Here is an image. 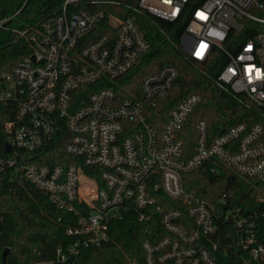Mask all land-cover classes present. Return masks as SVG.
Listing matches in <instances>:
<instances>
[{
    "label": "built area",
    "instance_id": "1",
    "mask_svg": "<svg viewBox=\"0 0 264 264\" xmlns=\"http://www.w3.org/2000/svg\"><path fill=\"white\" fill-rule=\"evenodd\" d=\"M105 6L118 8L107 14ZM23 7L0 17L12 41L24 38L31 46L0 74V108L13 111L0 127V174L26 176L75 214L66 231L73 241L57 249L58 261L107 242L111 222L133 209L148 235L142 256L123 264H264L258 222L264 200L245 206L224 192L211 201L184 180L207 164L212 172L219 165L264 183V125L239 122L210 138L207 119L199 118L191 129L198 93L161 107L178 77L174 66L144 76L138 86L126 83L151 46L142 17L158 18L153 22L161 30L188 21L180 46L173 44L198 61L221 50L228 62L217 81L246 94L264 115V15L258 13L264 2L64 0L52 19L21 27ZM245 19L260 23V31L229 47L230 32ZM59 132L76 161L41 162Z\"/></svg>",
    "mask_w": 264,
    "mask_h": 264
},
{
    "label": "trees",
    "instance_id": "2",
    "mask_svg": "<svg viewBox=\"0 0 264 264\" xmlns=\"http://www.w3.org/2000/svg\"><path fill=\"white\" fill-rule=\"evenodd\" d=\"M63 2L64 0H0V17L11 14L24 5L17 23L21 27L34 22L41 25L59 13ZM117 8L105 6L107 14L115 13ZM258 13L264 15V9ZM153 21L159 20L142 17L141 27L151 46L141 63L132 71V80L126 82L128 85L138 86L144 76L164 66H174L178 70V77L168 96L162 100L161 107L166 110L184 96L198 93L201 102L190 117L191 129L199 118L207 119L210 138L239 122L264 125L263 109L260 106L246 94L235 92L229 85L217 81L218 73L228 62L221 50H215L205 61L188 58L173 44L174 42L180 46L188 21H176L173 26H164L163 30ZM243 22L241 30L230 32V38L226 41L229 47L233 48V41H244L261 29L260 23L256 21L245 19ZM13 38L9 30L0 29V74L11 70L31 52L26 39L12 41ZM12 115L13 111L2 112L0 108V127ZM194 137L195 132L192 131L191 137L185 139L187 154L193 150ZM66 139V133L59 132L51 141L52 149L40 161L50 164L75 162V158L64 149ZM211 163L213 162L209 164ZM217 166L220 168L217 172H212L206 164L185 174L187 187L196 189L202 197L211 201L225 192L233 203L245 206L248 205L251 194L264 192L263 182L239 176L229 168ZM75 221L74 213L56 206L26 176H16L10 172L0 174V264L50 261L55 264H123L128 258L142 256L141 243L148 235L146 223L140 221L136 212L131 209L111 222L110 239L107 242L84 248L66 262L58 261L57 249L73 241V237L66 231L68 227L75 225ZM258 222L260 239L264 243V209ZM221 242L224 246H229L231 239L224 237ZM7 247L10 252L3 262L2 252Z\"/></svg>",
    "mask_w": 264,
    "mask_h": 264
},
{
    "label": "rangeland",
    "instance_id": "3",
    "mask_svg": "<svg viewBox=\"0 0 264 264\" xmlns=\"http://www.w3.org/2000/svg\"><path fill=\"white\" fill-rule=\"evenodd\" d=\"M263 200H264V195L259 193V192L253 193L250 197V202L254 207H260L261 201H263ZM36 264H50V262H44V263L39 262Z\"/></svg>",
    "mask_w": 264,
    "mask_h": 264
},
{
    "label": "water",
    "instance_id": "4",
    "mask_svg": "<svg viewBox=\"0 0 264 264\" xmlns=\"http://www.w3.org/2000/svg\"><path fill=\"white\" fill-rule=\"evenodd\" d=\"M9 252H10V248H8V247L3 250V252H2V260H3V262L6 261V258H7L8 254H9Z\"/></svg>",
    "mask_w": 264,
    "mask_h": 264
}]
</instances>
